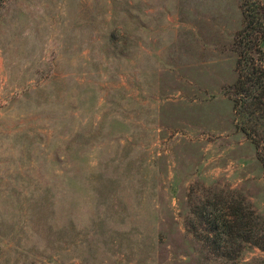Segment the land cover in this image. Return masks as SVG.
<instances>
[{"label": "rangeland", "instance_id": "obj_1", "mask_svg": "<svg viewBox=\"0 0 264 264\" xmlns=\"http://www.w3.org/2000/svg\"><path fill=\"white\" fill-rule=\"evenodd\" d=\"M245 1H0V264H264Z\"/></svg>", "mask_w": 264, "mask_h": 264}, {"label": "trees", "instance_id": "obj_2", "mask_svg": "<svg viewBox=\"0 0 264 264\" xmlns=\"http://www.w3.org/2000/svg\"><path fill=\"white\" fill-rule=\"evenodd\" d=\"M252 3V7L246 1L241 5L244 26L236 35L239 54L235 63L237 78L231 85L223 87V91L232 102L235 127L255 145L264 171V54H257L261 51L257 41L264 38V7L255 1ZM226 215L218 216V224L212 221L213 230L219 227L232 234L236 228V231L250 233L252 224L244 221L241 208L233 207L229 216Z\"/></svg>", "mask_w": 264, "mask_h": 264}]
</instances>
